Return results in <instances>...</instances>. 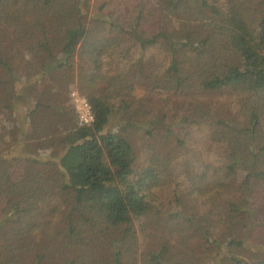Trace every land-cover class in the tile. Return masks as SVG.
Instances as JSON below:
<instances>
[{"label":"trees","instance_id":"16d2710c","mask_svg":"<svg viewBox=\"0 0 264 264\" xmlns=\"http://www.w3.org/2000/svg\"><path fill=\"white\" fill-rule=\"evenodd\" d=\"M0 264H264V0H0Z\"/></svg>","mask_w":264,"mask_h":264},{"label":"built area","instance_id":"2783aa9c","mask_svg":"<svg viewBox=\"0 0 264 264\" xmlns=\"http://www.w3.org/2000/svg\"><path fill=\"white\" fill-rule=\"evenodd\" d=\"M72 104L77 112L78 122L81 126H90L95 120L92 107L86 97L81 95L77 89L71 91Z\"/></svg>","mask_w":264,"mask_h":264},{"label":"rangeland","instance_id":"374dc122","mask_svg":"<svg viewBox=\"0 0 264 264\" xmlns=\"http://www.w3.org/2000/svg\"><path fill=\"white\" fill-rule=\"evenodd\" d=\"M77 89V86H72L71 89ZM134 133L130 134V137L133 141L134 144V148H135V152L137 154V158H138V163H144L147 160L148 157V148H147V138L145 137V135L139 131V130H135L134 129ZM182 153H178V156L180 158ZM200 157V156H198ZM210 158V157H209ZM208 158V159H209ZM207 159V158H206ZM260 254H263L262 251H258Z\"/></svg>","mask_w":264,"mask_h":264}]
</instances>
